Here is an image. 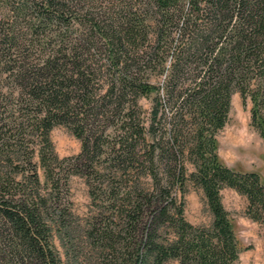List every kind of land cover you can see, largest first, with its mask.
Instances as JSON below:
<instances>
[{
	"label": "trees",
	"instance_id": "1",
	"mask_svg": "<svg viewBox=\"0 0 264 264\" xmlns=\"http://www.w3.org/2000/svg\"><path fill=\"white\" fill-rule=\"evenodd\" d=\"M1 7L0 264H239L222 190L264 224V181L224 163L217 135L239 91L264 138V0ZM57 125L79 153L58 154ZM73 175L88 185L86 215L71 204ZM188 181L209 224L185 215Z\"/></svg>",
	"mask_w": 264,
	"mask_h": 264
},
{
	"label": "rangeland",
	"instance_id": "2",
	"mask_svg": "<svg viewBox=\"0 0 264 264\" xmlns=\"http://www.w3.org/2000/svg\"><path fill=\"white\" fill-rule=\"evenodd\" d=\"M0 10L3 11V7ZM140 104L144 112L149 110L147 99L142 98ZM251 106L250 98L245 104L239 91L233 93L230 119L217 135L218 151L224 163L237 170H255L264 181V138L251 123ZM169 113L168 107L166 114ZM51 138L61 157L75 155L81 150V140L66 125L55 126ZM40 173L43 175L42 169ZM70 183L72 207L77 214L86 215L91 199L85 178L73 175ZM222 195L235 232L244 247L239 264H264V224L247 215L248 199L245 195L231 187L224 188ZM185 215L194 224H209L212 220L202 188L191 181L187 183L185 194ZM167 264L180 263L177 259H171Z\"/></svg>",
	"mask_w": 264,
	"mask_h": 264
},
{
	"label": "bare ground",
	"instance_id": "3",
	"mask_svg": "<svg viewBox=\"0 0 264 264\" xmlns=\"http://www.w3.org/2000/svg\"><path fill=\"white\" fill-rule=\"evenodd\" d=\"M243 133H244V132H243ZM244 137H245V136H244ZM228 138H229V137H228ZM239 139H240V138H239ZM239 139H238V140H239ZM236 141H237V140H236Z\"/></svg>",
	"mask_w": 264,
	"mask_h": 264
}]
</instances>
